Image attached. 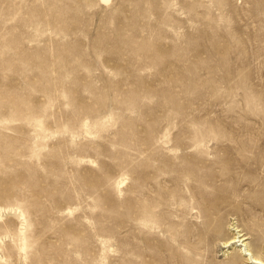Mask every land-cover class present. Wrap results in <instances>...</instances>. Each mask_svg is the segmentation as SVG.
I'll list each match as a JSON object with an SVG mask.
<instances>
[{
    "label": "rangeland",
    "instance_id": "1",
    "mask_svg": "<svg viewBox=\"0 0 264 264\" xmlns=\"http://www.w3.org/2000/svg\"><path fill=\"white\" fill-rule=\"evenodd\" d=\"M263 209L264 0H0V264H249Z\"/></svg>",
    "mask_w": 264,
    "mask_h": 264
},
{
    "label": "bare ground",
    "instance_id": "2",
    "mask_svg": "<svg viewBox=\"0 0 264 264\" xmlns=\"http://www.w3.org/2000/svg\"><path fill=\"white\" fill-rule=\"evenodd\" d=\"M103 1L109 2L110 0H103ZM193 171L196 172L194 169H193ZM199 182H200L199 186L201 187L200 190L202 189L201 193H205L206 191L208 192L207 188H202V185L205 186V183H202V181H199ZM223 189H225V187L224 186H220L219 190H223ZM232 190H234V188H232ZM204 195H202V196H204ZM209 195H210V197L207 198V199L210 200L211 197H213V196H211V194H209ZM178 204L185 205L186 207H188V206L191 205V202L190 201L182 200ZM195 207H198V205L197 206H192L191 208L193 209ZM263 211H264V209H263ZM218 226H219L218 227L219 229H222L223 228L221 224H218ZM230 227H231L230 228L231 231L234 234H233L232 238H230L229 240H227L226 242H224L225 243V246L224 247L227 248V247H230L231 245L236 244V246L239 247L237 255H240L241 257L245 258V261L247 263H249V264H264V251H263L264 248L262 250H258L254 246L253 242L247 241V240L250 239L249 233L248 232H245L244 229H241L240 226L236 225V223L234 225L232 224ZM256 230H257L256 231L257 234L255 236V239H256L255 242L257 241L258 243H264V224L263 225L260 224L259 227H258V229H256ZM261 248H262V246H261ZM237 258L238 257H235V255H234L233 258L230 259L229 261H227V263H225V264H236L237 263ZM131 264H133V263H131Z\"/></svg>",
    "mask_w": 264,
    "mask_h": 264
}]
</instances>
